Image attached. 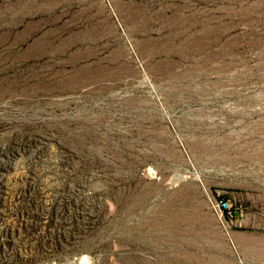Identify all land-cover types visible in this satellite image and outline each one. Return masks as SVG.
<instances>
[{"label": "rangeland", "instance_id": "1", "mask_svg": "<svg viewBox=\"0 0 264 264\" xmlns=\"http://www.w3.org/2000/svg\"><path fill=\"white\" fill-rule=\"evenodd\" d=\"M0 159V264H264V0H0Z\"/></svg>", "mask_w": 264, "mask_h": 264}, {"label": "built area", "instance_id": "2", "mask_svg": "<svg viewBox=\"0 0 264 264\" xmlns=\"http://www.w3.org/2000/svg\"><path fill=\"white\" fill-rule=\"evenodd\" d=\"M224 206H226V204H223Z\"/></svg>", "mask_w": 264, "mask_h": 264}, {"label": "trees", "instance_id": "3", "mask_svg": "<svg viewBox=\"0 0 264 264\" xmlns=\"http://www.w3.org/2000/svg\"><path fill=\"white\" fill-rule=\"evenodd\" d=\"M1 160V159H0Z\"/></svg>", "mask_w": 264, "mask_h": 264}]
</instances>
